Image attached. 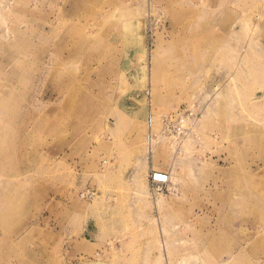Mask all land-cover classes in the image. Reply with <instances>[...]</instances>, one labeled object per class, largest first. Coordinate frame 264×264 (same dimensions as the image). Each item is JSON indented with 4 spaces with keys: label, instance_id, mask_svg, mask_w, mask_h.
I'll return each instance as SVG.
<instances>
[{
    "label": "rangeland",
    "instance_id": "1",
    "mask_svg": "<svg viewBox=\"0 0 264 264\" xmlns=\"http://www.w3.org/2000/svg\"><path fill=\"white\" fill-rule=\"evenodd\" d=\"M0 264H264V0H0Z\"/></svg>",
    "mask_w": 264,
    "mask_h": 264
},
{
    "label": "built area",
    "instance_id": "2",
    "mask_svg": "<svg viewBox=\"0 0 264 264\" xmlns=\"http://www.w3.org/2000/svg\"><path fill=\"white\" fill-rule=\"evenodd\" d=\"M191 116V113H189ZM188 117H185L182 112H177L174 114V116H170L169 118L165 119V132L167 134H173V133H180L181 128H180V123H182L184 120H186ZM176 123V125L174 124ZM149 123H150V117H149ZM157 174H153L150 177V190L152 194L154 195L155 193H161L165 184L167 183V177L166 175L162 176L163 179H158L156 178ZM92 193L90 192H85L84 196L86 197H91Z\"/></svg>",
    "mask_w": 264,
    "mask_h": 264
},
{
    "label": "crops",
    "instance_id": "3",
    "mask_svg": "<svg viewBox=\"0 0 264 264\" xmlns=\"http://www.w3.org/2000/svg\"><path fill=\"white\" fill-rule=\"evenodd\" d=\"M90 231H91V223H90V219L88 218L84 221L83 226H82V230L80 232L81 235L83 236V239L81 241H85L87 243L86 237L91 234ZM86 243L82 242L81 246L86 245ZM87 245L89 248L91 247L90 246L91 244L88 243Z\"/></svg>",
    "mask_w": 264,
    "mask_h": 264
},
{
    "label": "bare ground",
    "instance_id": "4",
    "mask_svg": "<svg viewBox=\"0 0 264 264\" xmlns=\"http://www.w3.org/2000/svg\"><path fill=\"white\" fill-rule=\"evenodd\" d=\"M149 114V113H148ZM153 122H154V119L153 117H150V123H149V119H148V132H149V135L147 136V144H148V150H151V147H152V140L150 138V133L152 132V126H153ZM59 148V147H58ZM60 149V148H59ZM63 153V152H62ZM61 153V154H62ZM156 178L158 179H163L162 175H157ZM230 251V250H229ZM229 255V254H228ZM229 260V259H228ZM231 261V260H230Z\"/></svg>",
    "mask_w": 264,
    "mask_h": 264
}]
</instances>
